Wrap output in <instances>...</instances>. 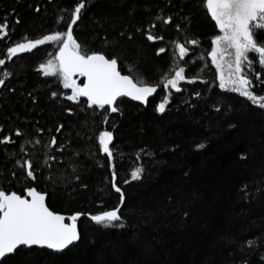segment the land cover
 Returning a JSON list of instances; mask_svg holds the SVG:
<instances>
[{"label":"trees","instance_id":"trees-1","mask_svg":"<svg viewBox=\"0 0 264 264\" xmlns=\"http://www.w3.org/2000/svg\"><path fill=\"white\" fill-rule=\"evenodd\" d=\"M80 3L73 25L80 54L116 59L122 74L156 86L147 104L90 107L85 97L67 99L60 77L41 70L57 60ZM5 19L0 140L12 142L0 143V190L46 193L51 211L79 214L80 239L59 253L23 247L0 264H264V108L220 87L210 57L220 31L207 0H0V24ZM58 32L59 41L7 51ZM256 39L264 43V31ZM247 56L250 90L264 97V66L255 53ZM180 68L181 90L165 87ZM105 132L111 156L100 142ZM25 160L35 179L17 163ZM141 165V178L132 180ZM117 208L123 227L91 220Z\"/></svg>","mask_w":264,"mask_h":264},{"label":"snow or ice","instance_id":"snow-or-ice-1","mask_svg":"<svg viewBox=\"0 0 264 264\" xmlns=\"http://www.w3.org/2000/svg\"><path fill=\"white\" fill-rule=\"evenodd\" d=\"M85 7L84 3H80L74 10L73 18L68 24L67 39L63 42V47L59 50V68L63 75L64 87L72 88L73 94L68 96L69 100H76L77 97H87L89 106L98 105L104 108L105 105H112L118 96H132L133 99L146 103L148 96L156 91L154 87H137L136 84L127 75H121L117 71V60L106 59L102 54L84 55L80 54V45L73 38V25L80 18L81 10ZM207 7L211 12L212 17L216 20L223 36H217L213 43L216 48L213 49L212 55L215 61L218 51H221V41H226L230 47L235 48V63L237 78L230 80L229 83L234 85L232 91L237 92L253 104H257L264 108V97H257L251 90V80L245 75V70L242 68V61H247L251 67V62L247 56L248 52L258 53V63L264 66V43H260L256 39V35L260 31H264V0H207ZM39 11V7L36 8ZM61 19H63L61 17ZM18 22V21H17ZM171 17L165 20V23H170ZM9 25L7 19L0 24V34L7 35ZM61 33L45 36L43 39H37L35 42L18 43L14 47L7 49L10 56H15L18 52L30 51L37 45H43L46 41H59ZM149 40H154L156 37L149 34ZM195 44L196 41H191ZM180 56L183 57L187 49L181 44L178 45ZM161 52L164 49L160 50ZM4 63L0 59V65ZM219 66V65H218ZM41 69H52L45 71V75H55V68L52 60L47 62V65L41 64ZM185 69L180 68L175 72V77L167 80L165 87L171 85L176 91L181 89L177 86L178 81L184 80L182 75ZM79 72L81 76L87 77V83L83 87H78L74 80H71V75ZM7 75V73L5 74ZM258 78V76H257ZM142 83V81H138ZM4 84V80H0V86ZM225 81L221 77L220 87L225 88ZM55 96L56 94L53 93ZM168 99L159 104L158 111H165ZM112 112H117L116 107L111 108ZM62 127V126H61ZM59 131V128L57 129ZM17 136L23 135L21 132H16ZM11 138L5 137L0 140V143H11ZM100 142L103 145V151L112 153L109 150L111 142V133L105 132ZM39 144V140L36 141ZM50 144L56 146V137H52ZM198 148H203V145H198ZM21 151H24L23 146ZM17 163L24 167L27 166V176L35 179L34 170L32 169L31 160H25L23 163ZM144 172L143 166L135 168L130 172L132 180L141 178ZM115 175V174H114ZM115 187V191L121 193V201H123V193L119 187ZM27 197L13 192L6 193L0 190V259L6 255L13 254L18 248L40 247L54 251H63L70 245L77 242L80 237L77 229L78 215L70 217L71 223H65V217L54 214L46 206V196L36 191V189H28ZM91 220L96 224L105 228L123 227L122 217L119 214V208L116 210L106 211L102 215H93ZM253 242L248 241L251 245Z\"/></svg>","mask_w":264,"mask_h":264},{"label":"rangeland","instance_id":"rangeland-1","mask_svg":"<svg viewBox=\"0 0 264 264\" xmlns=\"http://www.w3.org/2000/svg\"><path fill=\"white\" fill-rule=\"evenodd\" d=\"M207 9H208V7H207ZM208 12H209L210 16L212 17L211 12L209 11V9H208ZM212 19L216 22V20L213 17H212ZM216 24H217V22H216ZM217 27H218V29L220 31L218 36H223L224 32L221 31V29H220L218 24H217ZM62 45H63V43H62ZM62 45L60 46V48L62 47ZM60 48H59V50H60ZM214 48H216L215 44H214ZM220 49H221V51L217 52L215 61L213 60L212 53H211L210 57H211V60L214 63V66L216 67L219 83H221V77H223V79L225 81V85L226 86H225V88H222V89L234 92V91L231 90L232 87H234V85L229 83V81L237 78L236 63H235V48L230 47L226 41H221ZM255 54L257 56H259L258 53H255ZM58 56H59V52H58L57 57ZM245 62L246 61H242V68H243ZM53 63L56 66L55 72L60 77L61 83L64 86L63 75H62L61 70L59 68V60L57 59ZM41 70L43 72L52 71V69H47V68L41 69ZM71 80H74L78 87H83V83H80V76L71 75ZM68 89H70V92H71V95H72L73 94V89L72 88H68ZM235 93H237V92H235ZM81 97H84V96L77 97L76 99L81 98Z\"/></svg>","mask_w":264,"mask_h":264},{"label":"water","instance_id":"water-1","mask_svg":"<svg viewBox=\"0 0 264 264\" xmlns=\"http://www.w3.org/2000/svg\"><path fill=\"white\" fill-rule=\"evenodd\" d=\"M62 47H63V45H62ZM106 58V57H105ZM106 59H108V58H106ZM117 71H119V69H118V65H117ZM120 72V71H119ZM120 74L121 75H124V74H122L121 72H120ZM72 75H76V76H81L80 74H79V72H75V73H73ZM82 78H83V85L85 84V83H87V77H85V76H81ZM131 80H132V78L131 77H129ZM133 81V80H132ZM133 83L134 84H136V86L137 87H154L155 89H156V91L154 92V93H152L150 96H148V98H147V102L146 103H144V102H141V101H139V100H135V99H133L132 98V96H118L117 98H116V100L115 101H117V100H121V99H124V100H127V101H129V102H131V103H134V104H137V105H145V104H147L148 103V101L149 100H151V99H153L154 97H155V95L157 94V90H158V88L156 87V86H151V85H141V84H137L136 82H134L133 81ZM85 98H87V97H85ZM114 101V102H115ZM37 191V190H36ZM37 192H39V191H37ZM13 193V192H12ZM39 193H41V194H44L45 196H46V199H47V194L46 193H43V192H39ZM9 194H11V193H9ZM22 197H26V198H28V199H31L30 197H27V194L26 195H24V196H22ZM45 203H46V200H45ZM47 206V205H46ZM50 210V209H49ZM51 211V210H50ZM53 212V211H52ZM54 214H58V215H62V216H64L65 217V223H71V220H70V218H68L66 215H63V214H59V213H55V212H53ZM76 223H77V221H76ZM77 229H78V227H77ZM78 233H79V231H78ZM79 241V240H78ZM78 241L77 242H75L74 244H72V245H70L68 248H70V247H72V246H74V245H76L77 243H78ZM20 248H23V247H20ZM20 248H18V249H20ZM32 248H40V247H32ZM68 248H66V249H68ZM17 249V250H18ZM41 249H47V248H41ZM66 249H64L63 251H65ZM16 250V251H17ZM50 251H52V252H56V253H59V252H63V251H54V250H51V249H49ZM15 251V252H16ZM9 255H11V254H9ZM6 256H8V255H6ZM4 258H2V259H0V262L3 260Z\"/></svg>","mask_w":264,"mask_h":264}]
</instances>
